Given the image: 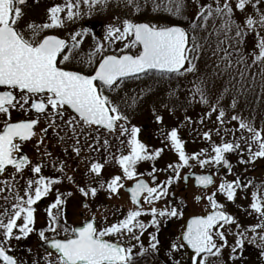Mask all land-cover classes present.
Instances as JSON below:
<instances>
[{"label": "snow or ice", "instance_id": "snow-or-ice-1", "mask_svg": "<svg viewBox=\"0 0 264 264\" xmlns=\"http://www.w3.org/2000/svg\"><path fill=\"white\" fill-rule=\"evenodd\" d=\"M133 5L136 11L140 10V4L135 0H127ZM27 0H0V174L7 171L8 167L14 169L15 174L23 175L25 169L31 178L27 179L23 194H15V202L10 207L0 212V264H20V261L10 254V242L15 239L27 238L29 234L36 231L35 228V208L33 207L42 197H46L52 190L53 185L60 183L59 178L42 175V164L35 163L23 152V143L36 135L35 128L40 124L41 118L49 121L48 127H53L55 118L59 117L62 122L76 133L78 126L83 129H91L99 126L109 132L116 130L118 124L120 135L127 137V154L118 157V164L123 172V179H135L134 185L128 189L131 200L136 205L135 210H129L127 215L116 223L105 226H98L95 216L86 218L82 226L70 227L67 225L66 217L62 216V205L65 203L64 194L59 193L55 200L47 209V229L53 233L63 227V231L68 233L66 238L49 239L45 230L38 232L39 239L50 243L51 249L57 254L55 264H136L133 249L135 245L125 246L119 237L125 233L131 239L140 241L143 231L149 227L159 226L158 217H178L183 212L177 207L158 209L155 201L161 200L169 193V186L173 180H187L186 175L182 176L181 168H191V160H195L199 167L204 168L208 164L223 165L227 171L231 172V163L226 154L240 150L247 151L248 161L256 158H264V128L258 129L255 125L242 117L233 115L232 120L239 121V130L247 135H241L238 139L222 142L212 147V153L205 154L204 150L186 154L184 143L178 135V130L172 128L167 134V139L178 154V163L169 164L172 175L166 181L156 180L157 169L153 166L148 173L151 181L143 178V173H138L136 165L140 161L154 160L159 157L163 149H156L148 152L147 147L138 138L140 129L133 125L126 127L128 117L121 112L107 92L117 91L126 79L158 73L161 77H171L173 75H183L196 71V63L200 57L201 45L195 29L203 28V23L198 24V20L207 22L211 17L214 21L218 18L220 25L214 28L217 34H223L225 39H234L237 47V63H245L246 56L251 55L252 64H260L264 73V36L261 29H264V11L261 10L264 0H213V3H202L201 0H193L198 6L192 18L193 35L189 37V32L179 25L162 26L150 22H135L131 19H124L119 25L109 24L106 28L104 40L115 44L117 41L123 42V48L114 54H103L105 45L102 41H97L94 49L86 55L84 63L91 65L97 54H102L98 63L90 72L83 70H73L66 66L70 62L76 49L80 47L83 36L88 29L73 33L68 39L60 38L54 34H44L47 29L63 26L62 13L66 11L67 18L72 19L78 15L80 0H66V3L53 4L47 9V22L37 24L27 23L26 27L20 26L23 19V6ZM90 9L93 5H106V0H83ZM251 5L255 14L246 15L243 23L234 19V11H244L246 6ZM154 10H160L161 5L153 0ZM186 9V0H167L163 5V10L174 16H182ZM234 36H229L233 33ZM30 33L26 35L25 33ZM254 33L255 48L248 54L240 51L239 45L243 44L244 38ZM191 40V42H190ZM223 41L217 42V49ZM229 47H233L232 44ZM137 49L132 54L130 49ZM224 55L221 61H226L225 68L232 65V53L223 49ZM215 54V53H214ZM243 77V73H241ZM195 92L199 94L200 102L208 104L203 82L195 85ZM135 102V101H133ZM236 100H232V107L235 108ZM71 110V114L64 120L65 114ZM19 111L25 115L24 119L12 120V112ZM220 124L224 123L225 111L219 107V100L211 105V113H216ZM163 118L159 115L156 120L159 122ZM190 119V118H187ZM123 121L124 123H119ZM42 133L47 132V128L41 129ZM204 137L210 139V133L204 132ZM43 143V139L39 141ZM75 143L78 145L79 140ZM124 143V141H121ZM244 144V148L241 144ZM108 144V140H104ZM91 147V145H89ZM255 148V150H254ZM73 151L79 154V147H74ZM204 154L205 158L201 159ZM241 161L243 157L241 156ZM103 165L93 162L89 169L97 176L101 174ZM63 169H61L62 171ZM34 174V175H33ZM15 180V175L11 178ZM72 179V177H68ZM122 176L116 175L107 182V187L111 193H117L118 189L124 185L121 183ZM198 186L207 188L214 183L211 174L195 175ZM7 184L8 181H5ZM251 180L241 183L240 177L232 181L224 180L219 183L218 191L226 196L227 201L234 202L238 189H245L252 185ZM264 185L257 186L251 192V202L249 207L259 218H264V194L260 192ZM4 189H0L3 191ZM78 191L84 196L95 197L96 187L81 186ZM71 195V193H68ZM216 192L207 195L206 199L211 206V211L206 215L193 216L187 222L186 229L182 232V243H172L171 250L177 251L185 247L193 252L191 264H207L209 257L219 258L224 247L228 246L225 236V225L235 224V239L231 246L229 260L232 264H237L243 258L242 250L245 241L248 239L247 233L252 232L255 237L258 229H264V223L249 225L247 228L236 222L235 217L224 210V205L216 200ZM141 198L148 204L147 209L143 208ZM205 197H197L204 199ZM7 199V198H5ZM88 207L87 203L83 205ZM55 209V213H53ZM150 214L151 220L147 223L139 220L142 215ZM63 220V226H62ZM138 230L140 234H137ZM231 231V229H228ZM116 236L117 240L110 238ZM150 249L156 250L159 241L154 234L149 233ZM217 238L221 243H217ZM260 240L264 242V235H260ZM249 242L254 243L253 238ZM146 250L140 244L139 254ZM51 255V252L48 253ZM264 255V251L261 252ZM48 264H53L49 260ZM176 264H180L177 261Z\"/></svg>", "mask_w": 264, "mask_h": 264}, {"label": "rangeland", "instance_id": "rangeland-1", "mask_svg": "<svg viewBox=\"0 0 264 264\" xmlns=\"http://www.w3.org/2000/svg\"><path fill=\"white\" fill-rule=\"evenodd\" d=\"M33 1L32 4L23 8V13L28 16L35 14L40 23L47 22L49 7L57 3L62 5L66 3V0ZM75 2L76 0H73V3ZM201 2L213 3V0H201ZM231 2L234 4L235 0H231ZM135 3L140 4L139 11H136L133 5L128 4L127 0H106V5L96 4L91 9L88 4H84L83 0H80L79 8L74 9L78 12L77 16L68 19L66 11L62 13L63 26L53 28L52 32L68 38L69 43H71L70 37L73 33L84 29V23L98 21L103 26L100 35L92 33L91 37L87 33L84 34L80 47L74 51L75 56L72 55L69 63L77 64L80 58L78 51H82V49L92 51L97 41H102L105 45L103 54L109 51L115 53L123 48L122 41L110 45L108 41L104 40V37L109 24L119 25L126 18L135 22H150L162 26L179 25L188 30L189 37L193 35L192 18L198 11V6L193 3V0H186L184 14L179 17L163 10V5L167 3V0H155L156 4L161 5L160 10H154L153 0H135ZM260 7L264 11V5ZM248 14H255L251 5L246 6L244 11H234V19L243 23ZM197 23H203L205 26L195 29L197 40L203 45L200 57L195 61V72L173 77H161L159 74L150 73L139 80L123 82L117 91L106 92L110 99L119 105L121 112L128 117L127 124L130 127L135 125L140 129V141L146 145L148 152L163 149L159 157L154 160L140 161L137 164L139 166L152 165L159 158H162L159 162H173L174 164L179 162L178 154L167 139V134L172 128L178 130V135L184 143V150L189 156L201 152V150H204L205 154H214L211 151L214 145L247 135L246 132L242 133L239 130V121L231 119L233 115L251 121L258 129L264 128V73L261 71V65H253L251 55L246 56L245 63L236 62L237 53L234 48L237 45L235 40L225 39L222 33L217 34L214 31V28H218L220 25L218 18L214 21L210 17L207 22L198 20ZM260 31L264 36V29ZM229 36H234V31ZM218 41H223L219 50L217 49ZM230 44L233 47H229ZM255 44V34L249 33L244 38L243 44L239 45L240 51L248 54L255 48ZM223 49L232 53L233 63L228 68H225L226 61H221V57L224 55ZM128 51L136 53L137 49L133 48ZM241 73H243V77ZM201 81L204 84L208 104L201 103L199 94L195 92V85ZM233 99L236 100L235 108L232 107ZM217 100H219V107L225 111L223 124H220L216 118L218 112L209 115L211 105L216 104ZM157 115L163 118L159 122L156 120ZM204 132L210 133V139L204 137ZM149 136H158L159 139L147 141L145 138ZM241 147H245L243 143ZM226 155L229 156L237 169L245 170L250 175L253 184L248 188L238 189L234 202L227 201L226 196L218 191V185L213 187L210 193L216 192L215 198L224 205V209H234L240 213L238 216L236 213L231 215L235 217L236 222L242 228L264 223V218H259L249 207L251 192L256 190L257 186L264 185V182L257 181L264 179V158H256L249 162L246 150L243 152L236 150ZM241 156L244 162L241 161ZM200 158H205V155L202 154ZM190 163L193 167H184L181 168V171L205 172L217 166L208 164L201 168L195 160H191ZM255 168L258 170L253 173L252 170ZM260 192L264 194V188H260ZM193 203L197 208H203L205 205L197 204L195 201ZM207 203L210 205L208 201ZM248 234H250L251 240L255 239V245L260 248L264 247V242L259 238L260 235H264V229H258L255 237L252 232H248Z\"/></svg>", "mask_w": 264, "mask_h": 264}, {"label": "flooded vegetation", "instance_id": "flooded-vegetation-1", "mask_svg": "<svg viewBox=\"0 0 264 264\" xmlns=\"http://www.w3.org/2000/svg\"><path fill=\"white\" fill-rule=\"evenodd\" d=\"M33 2V0H27L23 8ZM29 22L41 24L37 21L35 14L31 16L24 14L23 19L20 21V26L24 28ZM83 27L84 29H88L87 34L92 37V33L100 35L103 26L98 21H88L84 23ZM25 34L29 35L30 33L26 32ZM44 34L54 33L52 29H47L44 31ZM57 36L68 39L60 35ZM89 52L91 51L88 49L78 51V57H80L78 63L71 65L67 62L66 66L73 70H83L86 73L90 72L98 63L101 55L97 54L92 64L86 65L82 61L86 59V55ZM131 53L135 54L133 52ZM105 54H114V52L109 51ZM144 76L146 75L126 79L124 82L129 83L134 80H139ZM69 114H71V110L67 111L64 120L68 118ZM24 118L25 115L23 113L19 111L12 112L13 121ZM2 121L3 117H0V122ZM48 124V120L41 118L40 124L35 128L36 135L23 143L22 150L27 154L33 164H42V175L59 178L60 183L54 184L53 190L46 197H42V199L33 206L35 208L36 231L29 234L27 238H21L19 240L13 239L10 242V254H13L20 261V264H48L49 260L53 261V264H55L57 254L51 249L50 243L39 239L38 232L41 229L45 230V234L49 239L66 238L68 235V233L63 231V227L58 230V233H53L47 229V209L49 205L54 202L57 190L59 193L64 194L65 203L62 205V216L66 217L67 225L70 227L82 226L85 219L92 216H95L98 226L110 225L123 219L129 210H135L137 207L133 204L131 194L128 191V189L134 185L135 179H123L122 169L118 165V157L121 154H127L129 150L127 137L120 135L119 126H117L116 130L113 132H109L107 129L99 126H93L91 129H87L85 134V130L82 126H78L76 133H73L72 129L68 128L59 117L55 118L53 127H48ZM126 127L130 128L129 124H126ZM43 128H47L46 133L41 132ZM140 135L141 133L139 132L138 138L141 140ZM41 139H43V143H39ZM77 139L79 140L78 145L75 143ZM105 139L108 140L107 145L104 144ZM145 139L151 141L152 139L157 140L159 137L149 136ZM121 141H124V143H121ZM89 145H91V147H89ZM74 147H79V154L73 151ZM226 156L231 163V172L227 171L225 167H222L223 165H217L214 169L205 172L186 170L182 172L180 170L182 176L186 175L188 179L186 181L183 179L173 180V183L169 186L168 195L161 200L155 201V206L158 209L177 207L183 212L182 216L158 217L160 221L159 226L147 227L143 231L139 242L131 239L126 233L119 237V240L126 247L135 245L133 251L137 253L134 257L136 264H176L177 261H180V264H191L190 258L193 255L192 250L185 247L177 251H172L171 244L183 242L181 239L182 232L186 229L189 219L197 215H206L211 211V206L208 205L206 197L213 187L219 185V183L224 180L232 181L236 179L237 176L240 177L241 183H246L250 180V175H248L245 170L237 169L229 156ZM160 159L162 158H159L152 165H136L137 172L143 173V178L153 183L148 173L154 166L157 169L154 174L156 180L160 182L166 181L167 177L172 175V170L168 168V165L174 163L159 162L161 161ZM93 162H99L103 165L99 176L89 171ZM61 169L63 170L61 171ZM257 170L258 168H255L252 172L255 173ZM208 172L212 174L214 183L206 189L202 186H198L195 178L190 177L191 173ZM14 175L15 180L13 181L11 178ZM116 175L122 176L121 183L124 186L119 188L117 193H111L107 187V182ZM68 177H72V179L70 180ZM29 178L31 177L27 169H25L23 175H18L15 174L12 167H8L5 173L0 174V189H4L0 191V212L10 207V205L15 202L14 197L16 193L23 194L26 181ZM5 181H8V183L6 184ZM257 181L263 183L264 179H259ZM81 186L96 187L97 193L95 197L91 195L84 197L78 191V188ZM68 193H71V195H68ZM197 197L205 198L197 199ZM194 201L197 204L205 205L203 208H197L194 203L192 204ZM85 203L88 205L87 208L83 206ZM141 203L144 209L149 207L148 204L143 202L142 198ZM224 210L229 214L234 215L236 213L237 216L240 215V213L234 209ZM55 211L56 210L53 209V213H55ZM138 219L147 223L151 220V215H142ZM61 223L63 226V220ZM228 229H231V231H228ZM223 230L225 231L228 246L222 249L219 258L209 257L207 264H232V261L229 260V256L231 246L235 239V224L229 226L225 225ZM134 231L140 234L138 230ZM149 233L154 234L159 241L156 250L150 249L151 241ZM249 235L250 234L247 233L248 239L246 241L251 240ZM106 238H110L113 241L117 240L115 235ZM246 241L242 250L243 258L239 260L237 264H264V255H261V252L264 251V247L260 248L258 245ZM141 243L146 250L143 254H139ZM217 243H221L218 238ZM49 252H51V255H48Z\"/></svg>", "mask_w": 264, "mask_h": 264}, {"label": "water", "instance_id": "water-1", "mask_svg": "<svg viewBox=\"0 0 264 264\" xmlns=\"http://www.w3.org/2000/svg\"><path fill=\"white\" fill-rule=\"evenodd\" d=\"M228 158V157H227ZM222 167H224V166H222ZM219 168H221V167H219ZM202 174H211L210 172H208V173H191L190 174V177H193V178H195V175H202ZM212 175V174H211ZM213 185V184H212ZM211 185H209L208 187H210ZM207 187V188H208ZM204 188V187H203ZM204 189H206V188H204Z\"/></svg>", "mask_w": 264, "mask_h": 264}]
</instances>
